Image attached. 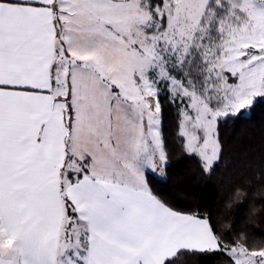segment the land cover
Masks as SVG:
<instances>
[{"label": "snow or ice", "instance_id": "6c2138e0", "mask_svg": "<svg viewBox=\"0 0 264 264\" xmlns=\"http://www.w3.org/2000/svg\"><path fill=\"white\" fill-rule=\"evenodd\" d=\"M162 92L210 174L221 118L264 99V0H0V264H264L153 192Z\"/></svg>", "mask_w": 264, "mask_h": 264}, {"label": "trees", "instance_id": "16d2710c", "mask_svg": "<svg viewBox=\"0 0 264 264\" xmlns=\"http://www.w3.org/2000/svg\"><path fill=\"white\" fill-rule=\"evenodd\" d=\"M163 95L159 99L169 163L164 177H149L153 192L176 208L210 214L226 232L246 230L258 246L264 243V99L257 98L240 119L220 120L223 153L206 174L195 158L184 154L177 138L179 107ZM188 264H227V257L219 252L196 255Z\"/></svg>", "mask_w": 264, "mask_h": 264}, {"label": "rangeland", "instance_id": "374dc122", "mask_svg": "<svg viewBox=\"0 0 264 264\" xmlns=\"http://www.w3.org/2000/svg\"><path fill=\"white\" fill-rule=\"evenodd\" d=\"M163 94H164V92L161 93V95H163ZM163 96H164V95H163ZM186 102H187V101H185V103H186ZM175 103L178 105L179 109L183 107V105L180 104L179 100H176ZM221 119H222V118H221ZM218 128H219V125H218ZM160 129H161V133H162V113H161V124H160ZM162 136H163V133H162ZM168 163H169V161H167V164H168ZM165 169H166V167L164 168L163 173H161V174H157V175H159V176H161V177H164V176H165Z\"/></svg>", "mask_w": 264, "mask_h": 264}]
</instances>
